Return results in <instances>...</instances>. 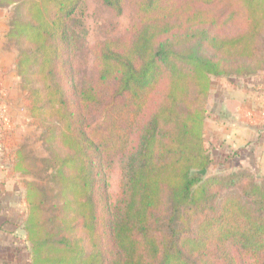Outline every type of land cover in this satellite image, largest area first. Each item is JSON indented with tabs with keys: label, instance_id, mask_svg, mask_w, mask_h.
I'll return each instance as SVG.
<instances>
[{
	"label": "trees",
	"instance_id": "1",
	"mask_svg": "<svg viewBox=\"0 0 264 264\" xmlns=\"http://www.w3.org/2000/svg\"><path fill=\"white\" fill-rule=\"evenodd\" d=\"M86 1L0 0L51 157L50 193L29 184L25 199L30 264H264V183L209 176L206 137L213 79L264 73V0H100L138 17L97 44L81 78Z\"/></svg>",
	"mask_w": 264,
	"mask_h": 264
},
{
	"label": "rangeland",
	"instance_id": "2",
	"mask_svg": "<svg viewBox=\"0 0 264 264\" xmlns=\"http://www.w3.org/2000/svg\"><path fill=\"white\" fill-rule=\"evenodd\" d=\"M137 17L132 7H127L121 17H114L100 0L86 1L80 11L83 26L79 32L86 38L89 58L86 68L84 59L79 57L77 60V70L81 78L85 73L91 74L97 44L128 34ZM13 35V9L0 8V263L30 264L31 245L24 229L28 215V204L25 199L29 184H35L50 193L53 187L48 171L51 157L44 143V131L33 125L32 118L24 106L23 80L16 68L21 47ZM257 78L260 80L259 85L256 86L257 93H260L258 97H264L262 96L264 73ZM224 80L227 79L215 78L213 83L217 87ZM251 80L256 81V78ZM220 112H222L221 108L216 106L215 102L209 105L206 137L214 162L208 175L232 177L236 174L250 173L264 183V165L257 163L254 157L250 156L244 161L236 159L232 164L221 163L222 156L218 151L220 141L217 142L216 138L222 135L223 129H219L220 122L214 120ZM258 117L254 114L249 115L248 118H254L253 122H255ZM99 119L98 114L91 117L94 124ZM18 158H23L25 163V169L20 172L14 170ZM252 165L259 169L252 168ZM120 185L121 171L118 164L109 177L113 203L118 200ZM9 218L15 220L13 227L17 226L15 235L11 237L6 234L9 233L8 229L13 228L5 226Z\"/></svg>",
	"mask_w": 264,
	"mask_h": 264
},
{
	"label": "crops",
	"instance_id": "3",
	"mask_svg": "<svg viewBox=\"0 0 264 264\" xmlns=\"http://www.w3.org/2000/svg\"><path fill=\"white\" fill-rule=\"evenodd\" d=\"M256 81L230 79L224 80L217 87L213 83L212 103L215 102L222 111L214 120L220 122L219 129H223L222 135L216 138L217 142L220 141L218 151L222 156L223 164H232L236 159L248 160L251 156L257 160V163L264 165V97H258L260 93H257L256 86L259 85L260 80L256 78ZM254 114L259 116L255 122H253L254 118H248L249 115ZM251 164L256 163L251 162ZM252 168L259 169L255 165H252ZM14 221L9 218L5 223L6 228L7 226L13 228L8 229L9 233L6 234L10 237L15 235L17 230V226L13 227Z\"/></svg>",
	"mask_w": 264,
	"mask_h": 264
}]
</instances>
